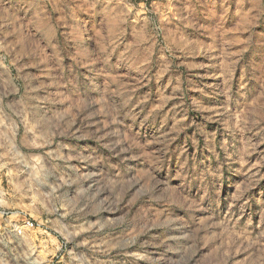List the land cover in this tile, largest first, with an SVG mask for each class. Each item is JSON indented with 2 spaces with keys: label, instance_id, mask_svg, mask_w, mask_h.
I'll use <instances>...</instances> for the list:
<instances>
[{
  "label": "rangeland",
  "instance_id": "obj_1",
  "mask_svg": "<svg viewBox=\"0 0 264 264\" xmlns=\"http://www.w3.org/2000/svg\"><path fill=\"white\" fill-rule=\"evenodd\" d=\"M0 264H264V0H0Z\"/></svg>",
  "mask_w": 264,
  "mask_h": 264
}]
</instances>
